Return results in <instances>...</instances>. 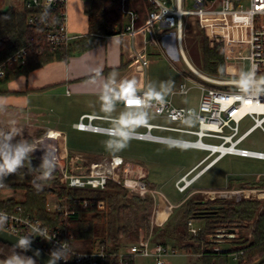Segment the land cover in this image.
I'll list each match as a JSON object with an SVG mask.
<instances>
[{"label": "built area", "instance_id": "1", "mask_svg": "<svg viewBox=\"0 0 264 264\" xmlns=\"http://www.w3.org/2000/svg\"><path fill=\"white\" fill-rule=\"evenodd\" d=\"M154 4L155 10L149 14L147 21L137 27L139 20L138 12L130 10L123 1L122 12L128 20V25L123 32H134L143 30L149 35V42L162 46L159 32L163 30H176L177 43L183 53V30L186 19L195 17L200 23L210 30L211 42L222 44V49L226 54L225 44V20L229 15H245L249 24V53L246 56H232L230 59H247L252 65H256L257 75H264V0H249L245 5L241 0H190L192 7H187L186 0H150ZM46 0H23L24 7L29 10L27 22L32 27H43L44 36L53 50L61 49L83 37V34L73 33L69 27V5L70 0H52L51 13L58 21L56 24L48 26L39 24V14L42 11ZM164 52L167 50L163 46ZM27 49H20L5 60L0 62V78L6 76L8 68L16 64H25L27 60ZM184 56V54H183ZM189 70L187 78L193 83L188 85L181 82L174 90V94L167 97V103L162 111L155 112L160 116L168 118L173 123H186L185 116L190 109H194L199 120L196 128H184L181 126L168 124H154L143 122L140 127L145 131L136 130V139L150 140L162 143L176 144L185 147L199 148L208 150L209 153L200 164L206 163L208 168L222 157L232 154L241 157H251L264 159V150H255L239 145L258 127L264 123V96L259 100L246 99L240 95H233V77H215L196 70L184 56ZM144 63H147L144 61ZM192 71V74L189 72ZM189 73V74H188ZM193 88L200 90L198 106H179L174 103L175 96H187ZM132 100V99H129ZM129 102V101H128ZM134 102V101H133ZM138 105V104H137ZM139 106V105H138ZM250 117L253 124L245 131L241 132V122ZM96 120H107L106 116L94 114H84L75 124L76 129L80 131H91L103 133L107 126L95 123ZM132 125L137 126V122L130 121ZM189 124V123H188ZM154 129L168 130L172 132L193 135L194 139L175 138L161 134H155ZM64 138L60 132L48 131L43 138L34 139L37 142L45 141V147L55 152L58 157L57 171L61 183L68 188H87V189H106L108 182L112 181L122 186L128 192L141 196L147 194L155 198V209L153 214V223L157 227L162 226L172 213L175 205L163 195V193L148 184L144 180L146 174H140L136 177L130 173L134 171L130 162L121 154L106 155L99 160L86 164L83 156H69V151L62 147L60 140ZM36 158L42 155L41 150L33 154ZM215 155L213 158L212 156ZM204 167V168H205ZM192 171L183 175L177 182L176 188L180 192L187 190L194 182L200 172L194 174ZM206 193H219L221 198H232L238 193L241 199L242 190H215L206 191ZM54 196L55 199H49ZM48 197L47 209L51 213L61 216L60 224L52 226L41 219L21 213L22 206L18 204L15 210L11 211L0 207V212L7 213L9 220L6 230L22 236L28 233L37 235L33 237V242L49 251L61 241H67L71 244L75 255L66 262V264H105L110 258L119 257L120 259L130 257H151L156 264H167L166 257L180 254V251L170 245L155 241L151 236H140L139 239L128 247H120L118 251H110L108 247L111 244L98 242L90 250H79L73 244L74 234L70 227V216H73L76 210L71 207L67 197H58L52 194ZM214 196L211 199H214ZM96 207L103 210L107 207L106 201L99 199L96 201ZM88 206V201L81 203L82 208ZM194 220L189 221L190 232L193 235L198 233L199 228L193 224ZM43 230L53 236L51 241L38 236L39 231ZM215 250H222L216 247ZM243 251L233 252L230 255L235 260ZM65 264L64 261L60 262Z\"/></svg>", "mask_w": 264, "mask_h": 264}, {"label": "trees", "instance_id": "2", "mask_svg": "<svg viewBox=\"0 0 264 264\" xmlns=\"http://www.w3.org/2000/svg\"><path fill=\"white\" fill-rule=\"evenodd\" d=\"M84 1L87 3L88 34L57 50H53L46 41L43 27L28 25L27 18L30 11L24 5L19 8L9 6L5 10H0V62L20 49L28 51L26 63L8 68L6 76L0 78V85L6 84L22 74H28L33 69L50 61L56 59L67 61L76 51L91 47L97 40L107 35L122 33L126 29L127 21L122 12L123 1L128 9L138 12L140 18L136 23L137 27L143 25L149 14L155 10L154 4L150 0ZM236 1L239 2V0ZM166 31L159 32V35L161 36ZM198 31L199 37L196 41L203 54L202 66L199 70L210 76L226 77L227 63L222 44L211 42L208 27L199 24ZM183 42H185V38ZM39 163L40 159L34 156L33 166H38ZM26 178V182L14 184L15 188L24 190V198L22 200L0 199V207L13 211L20 204L23 215H30L56 226L60 224L61 216L48 211V197L52 194L62 198L67 197L71 207L76 210L75 214L70 216L69 221L71 222L70 229L74 234L73 244L79 250H90L96 243L102 242L111 244L108 250L118 251L122 247L118 242V232L121 230L126 232L127 228L124 225L118 226L117 221L126 216L130 204L139 207L148 202L147 199L128 192L112 181L108 182L104 190L68 188L61 183L58 172L55 171L54 178L42 191H37L31 184V177L26 176ZM148 184L151 187H156L153 182L148 181ZM254 185L264 186V179L255 181ZM243 186L248 185L243 184ZM99 199L106 201L107 207L103 210L96 207L95 203ZM83 201H88L86 208L81 207ZM262 204L261 200L255 198H244L239 201L221 197L206 200L186 199L179 205L174 224L168 225L165 229L155 228L158 237L156 241L168 245L167 239L173 240V248L180 249L187 254L198 255L200 264H227L228 256L237 251H243L237 259L238 264H264V209L259 211ZM145 217L146 220L142 228L148 234L150 220L147 219V216ZM190 220L197 222L195 225L199 230L196 235H191L189 232ZM250 221H252L251 234L253 238L249 241L246 240L248 242L245 245H239L237 236L231 240L233 244L230 249L215 250L216 247H220L219 238L215 237L216 241H210L209 236L219 234L221 229L248 227L243 224ZM138 230L139 227L136 228V231ZM80 244L84 246H80ZM11 247L0 241V259H5L11 254ZM22 254L27 255L24 252ZM37 264L39 263L37 262ZM105 264H135V258L130 256L122 259L115 257L108 259Z\"/></svg>", "mask_w": 264, "mask_h": 264}, {"label": "rangeland", "instance_id": "3", "mask_svg": "<svg viewBox=\"0 0 264 264\" xmlns=\"http://www.w3.org/2000/svg\"><path fill=\"white\" fill-rule=\"evenodd\" d=\"M23 0H0V9H5L8 6H13L15 8H19L23 6ZM243 4L247 5L249 0H241ZM73 9L72 16L75 19V22L79 24L80 29L83 30V24L87 23L86 16V8L87 3L84 0H72ZM192 7V3L190 5ZM199 24L203 27H206L200 23L199 20H196L195 17H189L186 20V24L183 30V38H185L184 42V50L188 57V60L194 65L195 68L201 69L203 54L201 49L197 43L198 29ZM174 31L176 34L175 30ZM249 24L248 19L245 15L237 14V15H229L225 20V46H226V63H227V77H234L241 70H248L250 68V62L247 59H230L228 56L238 55V56H246L249 53ZM174 45L178 50L177 36L175 35ZM179 52V50H178ZM172 62L181 67H188L183 59V56L179 53L177 59L172 58ZM170 66L172 67L171 60L167 57L163 56L154 63V67L152 70V76L155 79L162 80L166 79L165 77L172 73ZM189 70V68H187ZM192 74V71L189 72ZM188 73V74H189ZM185 80V79H183ZM192 85V84H191ZM1 91V90H0ZM200 92L198 89H193L189 95L187 96H179L176 98L177 104H187L189 106H198L199 104ZM129 107H117V112L124 110ZM104 113V112H103ZM154 114L155 111H154ZM115 115V114H114ZM12 120L10 118L7 121H3L0 123V127H4L8 121ZM150 122L159 123V124H168L181 126L184 128H196V124H188V123H173L170 120H165L162 118H156L153 115V118L149 120ZM95 123L107 125L106 120H96ZM253 120L250 117H247L241 122V132L245 131L248 127L253 124ZM2 124V125H1ZM18 124V123H17ZM19 125V124H18ZM24 128V137L39 139L43 138L46 133L43 130L38 132L31 131L30 127L27 125H19ZM136 130L145 131V128L136 126ZM69 139L68 146L75 147L77 149L83 150L84 153L79 151H71L69 150V156H83L86 159V164H89L92 161L99 160L100 158L106 155H112L108 151L105 150L103 145V141L106 139L102 133H92L89 131H76L72 128H68L67 130ZM153 132L155 134L161 135H170L181 138H189L194 139L193 135L189 134H181L177 132H172L168 130L154 129ZM35 141V140H34ZM240 147L255 149V150H264V123L262 127L256 128L240 145ZM93 152L95 154H92ZM131 152V155L126 156V160L130 162L134 171L130 173L131 176H138L140 174H146L147 177L144 180L153 182L156 184V187H153L163 193L167 199H169L175 207L172 210L169 219L162 225L160 228L165 229L168 225H172L176 222L179 205L185 201L186 199H211L214 194L209 193H195L193 191V186L191 185L184 192L178 191L176 188V178L182 175L183 167L185 170L191 168L194 164L202 160L206 155H208L209 151L205 149L185 147L180 145H174L169 143H158L156 141L150 140H142L133 138L129 142V146L123 151L116 153L126 155ZM148 154L149 159L144 156V158L138 155L135 157V154ZM160 157L158 161L152 160L153 156ZM215 155L212 156V158ZM57 171V169H56ZM198 171V169H197ZM58 172V171H57ZM262 175V176H258ZM189 176V178H193ZM249 179V180H248ZM264 179V159H257L251 157H241L238 155L229 154L225 156V158L212 167L204 176L200 178V180L195 184L194 187L212 189L224 187L228 184L229 181L240 180L239 183H236L234 189H223V190H234L241 191L242 195L241 199H249L255 198L261 200L263 204L260 206L259 211L264 209V196L260 195V193L264 194V186L254 185L255 181H261ZM26 176L21 175H10L6 178L5 183L7 187L0 189V199H9V198H22L24 196V190L20 188H15L14 184L20 182H26ZM249 181V182H248ZM248 182V183H247ZM246 184L248 186H243ZM219 191V190H217ZM233 195L231 198H225L228 200L239 201V197ZM51 196V195H50ZM141 196V195H140ZM147 199L148 202L145 204L136 207L134 204H130L127 209V214L125 217L117 221L118 226H125L127 228L126 232L121 230L118 232V242L121 243V246L128 247L131 244L135 243L140 236L144 237H152L155 241L158 238L156 236L155 228L157 226L153 223V214L155 209V198L152 195L147 194L146 196H141ZM222 197L219 193H216L215 198ZM49 199L54 200L55 197L51 196ZM240 199V200H241ZM22 200V199H21ZM126 202V201H123ZM129 204V203H128ZM150 220V231L149 233H145L143 230V225L145 223L146 217ZM197 222H193L195 225ZM199 223V222H198ZM243 226H248L244 228L238 229L240 236H238L239 245H245L249 240L253 238L251 234L252 230V221L243 224ZM139 227V230L136 231V228ZM190 232V230H189ZM191 234V232H190ZM192 235V234H191ZM213 236H209V240H215L212 238ZM228 238L220 237V246L224 249H230L232 246L231 240H225ZM246 240H248L246 242ZM216 241V240H215ZM168 245H173V240L167 239ZM81 246H84L83 244ZM180 251V254L167 256L166 262L167 264H193L199 262L198 255H192L191 258L184 255L183 251ZM184 253V254H183ZM135 264H156L154 258L151 257H135ZM227 264H238V261L234 259L233 256H228Z\"/></svg>", "mask_w": 264, "mask_h": 264}, {"label": "crops", "instance_id": "4", "mask_svg": "<svg viewBox=\"0 0 264 264\" xmlns=\"http://www.w3.org/2000/svg\"><path fill=\"white\" fill-rule=\"evenodd\" d=\"M190 3V0H186L185 2L187 7H190ZM73 8V2L70 0V30L73 33L83 34L85 36L89 32L88 17L86 18L87 23L85 25L83 24L84 28L81 30L79 24L75 22L72 16V12L74 11ZM127 25L128 20L126 21V26ZM175 35L177 36V32L175 34L174 31L171 30H167L161 36L159 35L163 44L162 46L150 43L149 35L143 30L107 35L97 40L91 47L76 51L67 61L62 59L50 61L41 67L33 69L28 74H22L8 83L0 85V101L6 105V110L0 112V123L12 118V120L17 121L19 125H27L33 132H38L40 130H43L45 133L48 131L60 132L64 135V138L60 140L63 148L68 151L71 150L84 153L83 150L68 146L69 135L67 130L68 128H72L73 130L80 131L76 129L75 124L84 114L106 116L105 113H103L104 111L101 107L98 95L99 86L91 82L92 69L96 67L102 68L104 76H107L115 69L118 72L119 78L135 79L140 89H143L146 82L149 81L159 83L160 81L174 80L175 88H177L181 82H186L188 85H191L193 83L187 78V73L185 74L188 67H181L172 62V58L177 59L179 53L182 56L184 54L188 60L184 50V42L183 53L179 47V52L176 49L174 45ZM163 46L167 50V54L164 52ZM163 56L171 60L172 67L170 66V69L172 73L166 76V79L158 80L152 76V70L154 63ZM184 56L183 59L186 63ZM144 61L147 63H144ZM189 63L192 65L190 61ZM192 66L194 67V65ZM178 97L179 96L174 97V103L179 106H186L187 104L182 105L176 103L175 100ZM133 106L138 107L133 100H127L124 103L117 104V107L131 108ZM154 115L156 118L163 117L165 120H169L164 116L158 114ZM147 122L154 123L150 121ZM170 137L181 138L176 136ZM90 153L95 154L93 152ZM132 154H135V157L139 155L143 158L144 156L148 159L150 158L148 154ZM127 155H131V152L123 156L126 158ZM159 158L160 157L154 155L152 160L158 161L160 160ZM224 158L225 156L208 168L205 167L206 163L200 164L201 160L188 170H185V167H183L182 175L177 177L175 181L177 182L183 175L193 170V175L200 172L199 176L195 177L192 184L195 186L202 176ZM258 176L260 177L262 175ZM239 182L240 180L229 181L224 187L212 189L193 186L194 189L192 192L204 193L206 191L223 190L226 188L234 189L236 183ZM259 194L264 196V194L260 192ZM23 198L24 196L16 199L21 200ZM97 244L98 243H96L95 246ZM81 245L82 244H80V246ZM219 248L224 249L221 246ZM184 255L190 258L192 256L187 253ZM3 262L4 259H0V264H3Z\"/></svg>", "mask_w": 264, "mask_h": 264}, {"label": "clouds", "instance_id": "5", "mask_svg": "<svg viewBox=\"0 0 264 264\" xmlns=\"http://www.w3.org/2000/svg\"><path fill=\"white\" fill-rule=\"evenodd\" d=\"M52 0H46L39 14V24L48 26L56 24L58 21L51 13ZM38 31L41 29H37ZM233 95H240L246 99L259 100L264 96V75L258 76L256 65H252L248 70H241L233 77ZM91 82L99 86V99L101 107L107 116V127L103 129L106 139L103 141L105 150L111 154H116L129 146V142L135 138L136 127L130 121L137 122L140 126L143 122L153 118L154 111L160 112L167 103V97L174 94L175 81L166 80L156 82H146L143 89L138 87L135 79L119 78L118 72L113 69L107 76L103 75L100 67L92 69ZM132 99L138 101L139 106L125 108L117 112V104L124 103ZM6 110V105L0 101V112ZM115 114V115H114ZM199 115L194 109L188 110L185 121L195 124L199 120ZM37 150L42 151L40 163L33 166L32 160ZM58 164L57 154L45 147V141H34L32 138L24 137V128L17 124V121L10 120L4 127H0V189L7 187L5 180L10 175L23 174L31 177V184L37 191L43 188L54 178ZM9 216L0 212V232H4ZM40 237L51 241L53 236L43 230H38ZM15 236V235H14ZM32 233L16 236L17 242L10 248L3 264H37L32 256L22 254L32 250ZM20 251H17V250ZM40 250L33 252L34 257L40 256ZM75 255L71 244L61 241L48 253L49 259L46 264H65Z\"/></svg>", "mask_w": 264, "mask_h": 264}, {"label": "water", "instance_id": "6", "mask_svg": "<svg viewBox=\"0 0 264 264\" xmlns=\"http://www.w3.org/2000/svg\"><path fill=\"white\" fill-rule=\"evenodd\" d=\"M236 231H237L236 228L221 229V230H219L218 236L223 237V238L235 237L236 236V234H235ZM16 236H19V235H16V234H14V233H12V232H10V231L5 229L4 232H0V241L5 243V244H8L10 246H13L17 242V239H18ZM31 247H32L31 251H27V252H24V253L29 255V256H32L34 259H36V261L39 264H46V261L49 259L48 252L45 251L43 248H41L39 245L35 244L34 242L32 243ZM36 249L40 250L41 254H40L39 257H34L33 256V252ZM59 264H61V263L59 262Z\"/></svg>", "mask_w": 264, "mask_h": 264}, {"label": "flooded vegetation", "instance_id": "7", "mask_svg": "<svg viewBox=\"0 0 264 264\" xmlns=\"http://www.w3.org/2000/svg\"><path fill=\"white\" fill-rule=\"evenodd\" d=\"M235 228H236V227H235ZM240 228H244V227H238V228H236L237 231L235 232V234H236L237 236L240 235V233L238 232V229H240ZM215 237H218V238H219L218 241H222V240H220V236H218V234H216L215 236L213 235L212 238H215ZM232 239H233V238L229 237L228 239H225V240H232ZM216 240H217V239H216Z\"/></svg>", "mask_w": 264, "mask_h": 264}, {"label": "bare ground", "instance_id": "8", "mask_svg": "<svg viewBox=\"0 0 264 264\" xmlns=\"http://www.w3.org/2000/svg\"><path fill=\"white\" fill-rule=\"evenodd\" d=\"M197 70V69H196ZM192 234V233H191ZM237 237V235L235 236V237H231V238H236Z\"/></svg>", "mask_w": 264, "mask_h": 264}, {"label": "snow or ice", "instance_id": "9", "mask_svg": "<svg viewBox=\"0 0 264 264\" xmlns=\"http://www.w3.org/2000/svg\"><path fill=\"white\" fill-rule=\"evenodd\" d=\"M134 103H138V101H134Z\"/></svg>", "mask_w": 264, "mask_h": 264}]
</instances>
